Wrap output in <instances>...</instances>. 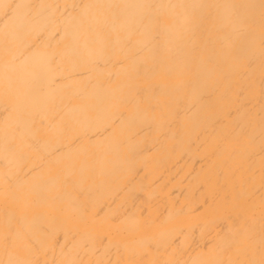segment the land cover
Instances as JSON below:
<instances>
[{
	"label": "bare ground",
	"instance_id": "1",
	"mask_svg": "<svg viewBox=\"0 0 264 264\" xmlns=\"http://www.w3.org/2000/svg\"><path fill=\"white\" fill-rule=\"evenodd\" d=\"M0 264H264V0H0Z\"/></svg>",
	"mask_w": 264,
	"mask_h": 264
}]
</instances>
